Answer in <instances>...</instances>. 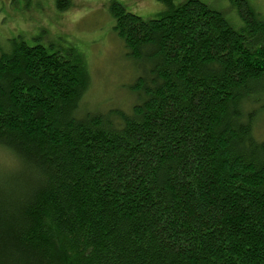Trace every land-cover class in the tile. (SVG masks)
Here are the masks:
<instances>
[{"label": "trees", "instance_id": "16d2710c", "mask_svg": "<svg viewBox=\"0 0 264 264\" xmlns=\"http://www.w3.org/2000/svg\"><path fill=\"white\" fill-rule=\"evenodd\" d=\"M60 10V3L56 0ZM142 19L110 0L138 75L129 110L79 113L82 53L0 54V264H264V22L198 0ZM250 106V107H248Z\"/></svg>", "mask_w": 264, "mask_h": 264}, {"label": "rangeland", "instance_id": "374dc122", "mask_svg": "<svg viewBox=\"0 0 264 264\" xmlns=\"http://www.w3.org/2000/svg\"><path fill=\"white\" fill-rule=\"evenodd\" d=\"M110 0H0V54L22 38L29 46L39 44L53 50L74 48L84 56L90 77L89 88L79 113H104L110 109L129 110L132 97L128 87L138 75L133 62L113 32ZM142 19L154 18L164 7L156 0H114ZM188 0H176L183 3ZM220 12L235 30L243 26L236 0H198ZM264 22V0H243ZM254 90L253 135L264 142V80ZM16 159L0 149V172L12 170Z\"/></svg>", "mask_w": 264, "mask_h": 264}]
</instances>
